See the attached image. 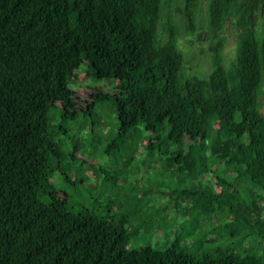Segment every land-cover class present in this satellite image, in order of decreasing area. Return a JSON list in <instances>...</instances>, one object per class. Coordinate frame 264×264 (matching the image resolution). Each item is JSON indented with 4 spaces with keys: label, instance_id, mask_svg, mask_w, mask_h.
I'll return each mask as SVG.
<instances>
[{
    "label": "trees",
    "instance_id": "1",
    "mask_svg": "<svg viewBox=\"0 0 264 264\" xmlns=\"http://www.w3.org/2000/svg\"><path fill=\"white\" fill-rule=\"evenodd\" d=\"M164 1L176 0H0V264H264V0H210L199 35L210 41L206 76L182 75L171 15L161 38ZM197 5L185 0L189 31ZM228 21L237 52L226 66ZM84 61L90 75L117 80L119 132L108 149H138L127 140L143 124L149 154L216 174L219 187L174 196L188 203L185 220L216 215L220 224L177 231L164 250L130 249L126 214L75 210L59 195L50 178L70 179L79 141L66 150L56 138L79 114L70 82ZM106 96L83 111L92 125Z\"/></svg>",
    "mask_w": 264,
    "mask_h": 264
},
{
    "label": "rangeland",
    "instance_id": "2",
    "mask_svg": "<svg viewBox=\"0 0 264 264\" xmlns=\"http://www.w3.org/2000/svg\"><path fill=\"white\" fill-rule=\"evenodd\" d=\"M209 2L198 0L195 30L189 31L184 15L185 0L164 1L159 34L162 39L166 38L165 25L167 17L171 15L178 24V44L185 56L182 75L206 76L211 70L210 41L199 38L208 26ZM222 33L225 35V64L229 66L237 52V30L228 21ZM89 71L90 65L84 61L77 75L72 77L70 86L77 92L79 114L70 120L69 133L56 138L66 150L73 146V136L79 141L78 162L70 169V179L62 178L58 172L50 178L59 195L68 196L69 205L75 210L85 207L99 214L113 213L116 217L126 214L127 228L133 230L128 243L130 249L153 247L164 250L171 245L177 231L210 230L220 224V216L216 215H200L199 218L185 220L181 211L188 203L174 196L197 185L219 187L216 174L206 172L192 175L167 155L158 152L149 154L145 146L152 132L146 131L143 124L132 130L127 140V145L134 147L136 144L138 149L128 148L127 155L123 149H108L112 138L119 132L114 103L117 80L97 78ZM101 93L109 96L96 101L95 117L98 122L92 125L93 115L86 116L83 111ZM212 121L215 124L216 118ZM221 172L219 168L217 174L222 175ZM136 218L139 221L147 218L149 221L142 224Z\"/></svg>",
    "mask_w": 264,
    "mask_h": 264
}]
</instances>
